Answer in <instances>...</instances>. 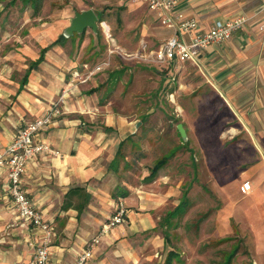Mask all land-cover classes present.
<instances>
[{
    "label": "crops",
    "instance_id": "obj_1",
    "mask_svg": "<svg viewBox=\"0 0 264 264\" xmlns=\"http://www.w3.org/2000/svg\"><path fill=\"white\" fill-rule=\"evenodd\" d=\"M262 1L179 0L176 11L194 18L196 29L202 32L218 20L249 17L242 29L203 49L195 63L188 62L203 79L197 87L204 85L212 90L231 114L233 131L228 132L237 139L235 143L238 141L232 148L234 163L241 162H237L241 153V163L247 170L244 179L251 184L250 191L243 194L245 203L251 219L257 221L259 215L258 220L264 222V30H259L264 19V12L259 11ZM20 3L23 16L19 14L15 19L13 33L6 35L8 46L0 53V151L21 125L45 115L64 92L62 113L35 135L36 141L48 143L58 152L36 154L28 161L22 178L27 195L55 229L49 264H74L83 251L90 252L84 264H128V256L135 253L130 241L141 237L140 232L153 229L160 207L180 194L178 185H172L176 169L167 172L171 170L167 165L174 163L177 154L168 157L165 166L149 177L163 126L157 125L164 123L156 116L157 101L149 93L156 89L151 85L153 70L170 77L166 82L173 81L180 72L174 68L183 62L166 66L143 63L137 67L120 57L121 62L112 63L116 57L112 54L110 68L108 65L90 74L100 62L95 36H65L63 31L74 12L91 7L74 9L66 19L62 12L68 13L67 4L57 5L54 12L60 13L58 17H34L30 21L32 8L21 0ZM134 4L147 9L144 4ZM117 17L120 20L118 14ZM160 27V34L173 32ZM109 30L108 41L112 44L106 39L108 50L115 43ZM181 38L187 40L186 35ZM85 46L94 48L93 56L87 57ZM107 54L105 48V59ZM190 88L192 84H177L174 92L167 91L170 101H175L177 92ZM221 133L218 127V131L202 132L200 137L220 139ZM178 135L181 137L179 132ZM205 149L201 143V152ZM5 181L0 171V264H22L40 244L42 231L22 225L20 220L17 227H9L14 205L5 190ZM234 193H238L236 185ZM118 200L127 208L125 224L100 234L101 224L118 206ZM98 235L99 241L94 243ZM255 264L263 263L259 260Z\"/></svg>",
    "mask_w": 264,
    "mask_h": 264
},
{
    "label": "rangeland",
    "instance_id": "obj_2",
    "mask_svg": "<svg viewBox=\"0 0 264 264\" xmlns=\"http://www.w3.org/2000/svg\"><path fill=\"white\" fill-rule=\"evenodd\" d=\"M9 1L0 0V53L8 46L6 35L13 33L15 19L19 14L20 17L23 16L20 0H12V4ZM66 4L69 8L68 13L62 12V18L66 17V19L73 14L74 9L86 6L96 8L99 13L102 12V21L109 25L115 38L114 46L126 53L137 51L145 44L147 48H156L169 36L159 33L162 28L152 12L130 0H45L44 8L42 7L38 13L39 17L31 10L30 21L34 17L42 20L56 18L60 13L54 12V9L57 5ZM18 31L21 32V29ZM73 35L80 36V33L74 32ZM81 36L83 38L95 36L100 49L97 56L99 63L104 61L105 48L108 53V46L105 44L108 37L100 28L99 21L96 32L86 28ZM85 47L87 57L93 56L94 48ZM113 54L116 57L112 63L122 61V57ZM111 58L112 56L110 61ZM124 61L137 67L144 66L136 59H124ZM112 63L107 68H110ZM193 66L186 61L179 68L175 67L174 69H180L178 74L181 75L175 74V79L169 82L166 80L170 77L160 76L159 72L150 67L154 72L151 85H155L157 90L154 89L149 94H152V99L157 101L156 116L164 120V123L157 125L163 126L159 130V141L155 148L157 151L151 166L161 158H172L177 154L174 163L167 165L171 169L167 172L170 174L173 168L176 169L177 173L173 171L175 177L172 179V185H178L176 188L180 194L175 196L174 201L160 207L153 229L140 232L141 237H133L130 243L135 253H132V256L130 254L126 262L128 264H224V257L236 249L231 260L232 264H255L259 260L264 264V225L260 222L262 220H258L259 215L255 218L257 221L251 219L245 197L239 190L241 180H246L244 176L247 170L245 163H241L244 159L241 153L237 156V162H241L234 163L236 156L233 155L232 148L238 144V141L235 143L237 139H233L232 132H228L233 131L230 129L233 125L230 121L231 114L220 104L219 98L212 90H208L204 85L197 87L203 79L197 75ZM177 84L185 86L192 84V89L177 92L173 102L170 101L167 91L174 92ZM179 122L187 129L185 140L176 130V124ZM218 127L219 132L220 130L223 132L220 139L202 140L200 137L202 132H215L218 131ZM163 135L166 136L162 137ZM201 143L206 147L203 153ZM235 185L238 193H234ZM178 197L182 200L179 206L182 210L175 211L174 216L169 218L170 225L166 226L164 217L174 209ZM120 202L125 206L122 200L117 201ZM111 212L113 213L114 209ZM10 220L9 227L14 228L19 225V219L15 214L11 215ZM169 252H173L170 262L167 261Z\"/></svg>",
    "mask_w": 264,
    "mask_h": 264
},
{
    "label": "built area",
    "instance_id": "obj_3",
    "mask_svg": "<svg viewBox=\"0 0 264 264\" xmlns=\"http://www.w3.org/2000/svg\"><path fill=\"white\" fill-rule=\"evenodd\" d=\"M133 3L144 4L151 11L160 25L172 30V34L163 39L156 48H147L142 45L137 51L126 53L116 46L110 47L107 58L95 65L90 74L110 65V55L118 54L123 59H136L145 64L158 66L171 65L174 62H196L199 53L215 42L227 40L232 32L242 29L248 22L249 17L238 15L226 20L215 21L205 32L196 29V20L176 11L179 0H130ZM260 12H264V0L261 3ZM99 26L106 37L110 38V30L104 21H99ZM259 30H264L263 23ZM181 35H186L183 40ZM64 101V92L53 101L47 113L41 117L29 120L21 125L12 141L0 151V171L5 174V190L9 194L14 205V214L22 225H31L42 231L41 242L35 246L29 260L22 264H49V247L55 235L54 226L45 221L42 212L36 207L23 188V174L30 159L40 152L56 154L58 151L50 147L48 143L38 142L35 135L47 126L55 116L62 113L61 104ZM251 189L249 181L240 184L239 190L242 194ZM126 207L118 203L114 212L100 226V234L122 224L126 220ZM99 236L94 237L93 242L99 241ZM89 251L79 253L74 264H84Z\"/></svg>",
    "mask_w": 264,
    "mask_h": 264
},
{
    "label": "water",
    "instance_id": "obj_4",
    "mask_svg": "<svg viewBox=\"0 0 264 264\" xmlns=\"http://www.w3.org/2000/svg\"><path fill=\"white\" fill-rule=\"evenodd\" d=\"M98 17L92 8L74 12L69 25L65 27L63 35L69 36L74 32L82 33L86 28H91L93 32L97 30ZM177 130L182 139H186V133L181 123L177 124Z\"/></svg>",
    "mask_w": 264,
    "mask_h": 264
},
{
    "label": "trees",
    "instance_id": "obj_5",
    "mask_svg": "<svg viewBox=\"0 0 264 264\" xmlns=\"http://www.w3.org/2000/svg\"><path fill=\"white\" fill-rule=\"evenodd\" d=\"M21 2L25 5H29L33 12L35 14H38L43 5H44V2L45 0H21ZM97 14V17H98V21H101L102 18V14L101 13H96ZM168 157H164V158H161L158 162H156L153 167L151 168V171H150V174H149V177H153L155 175V173L157 172V170L162 167L166 161H167ZM184 202V201H183ZM182 204V200L176 205V207L166 216V218H164V221H165V225L166 226H169V218L173 217L174 216V212L175 211H178V210H182L181 208H179V206ZM235 251V250H234ZM233 252H231L228 256H227V259H226V262H224V264H230V261H231V258L233 256ZM173 252H169V255H168V262H170V260L172 259L171 258V254Z\"/></svg>",
    "mask_w": 264,
    "mask_h": 264
}]
</instances>
